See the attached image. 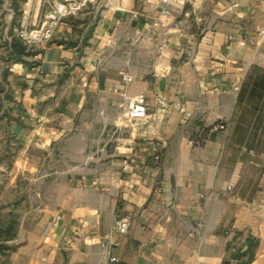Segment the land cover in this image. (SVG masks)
<instances>
[{
	"label": "crops",
	"instance_id": "obj_1",
	"mask_svg": "<svg viewBox=\"0 0 264 264\" xmlns=\"http://www.w3.org/2000/svg\"><path fill=\"white\" fill-rule=\"evenodd\" d=\"M207 1L206 17L193 0L153 29L147 0H111L26 47L24 0H0V154L34 158L36 181L62 174L65 203L83 207L68 230L96 241L100 264L236 262L232 237L243 252L264 236V5L222 0L218 14ZM34 6L28 26L42 20ZM138 95L151 112L164 102L160 122L121 120Z\"/></svg>",
	"mask_w": 264,
	"mask_h": 264
},
{
	"label": "rangeland",
	"instance_id": "obj_2",
	"mask_svg": "<svg viewBox=\"0 0 264 264\" xmlns=\"http://www.w3.org/2000/svg\"><path fill=\"white\" fill-rule=\"evenodd\" d=\"M218 1L220 5L216 12L220 14L225 9L223 1ZM208 4L207 0H201L197 17H206L208 9H212L207 7ZM188 18L184 23L186 27L193 24L191 17ZM33 159L28 157L25 164L20 165V158L14 151L0 154V264H98L99 252L91 248L96 241L90 242L87 235L77 231L72 234L68 230L71 222L68 224L64 219L74 208L81 216L83 207L65 203L71 194L59 180L62 174L52 175L51 178L57 177L56 185L55 179L52 184L43 177L36 181L38 176L33 173ZM59 160L54 167L58 171L64 170ZM72 167L75 169L74 165ZM75 225L80 229L81 223ZM241 240V236L231 240L234 249L231 253L236 262L218 261L216 264H264V236L245 239V243L251 242L250 252H237ZM85 244H88V251L83 250Z\"/></svg>",
	"mask_w": 264,
	"mask_h": 264
},
{
	"label": "built area",
	"instance_id": "obj_3",
	"mask_svg": "<svg viewBox=\"0 0 264 264\" xmlns=\"http://www.w3.org/2000/svg\"><path fill=\"white\" fill-rule=\"evenodd\" d=\"M193 0H147V3L156 12L152 18L151 27L159 29L166 27L168 22L173 20L174 14L180 13V8L190 4ZM257 1V0H252ZM32 0H24V9L21 16V27L17 30L18 39L26 46L31 47L49 43L55 30L65 19L75 17L83 13L87 8H98L102 3L110 7L111 0H34L35 12L42 15L39 23L27 25V9ZM264 5V0H260ZM179 8V9H178ZM135 16L136 13L131 11ZM264 34V30H263ZM242 45V44H241ZM124 84L131 82L127 73L120 74ZM154 110L149 111V105L143 95L135 96L128 100L127 105H121V120L130 127H136L147 121L160 122L166 111L164 102L160 98L154 100ZM130 227L128 217L118 218L114 221L113 230L118 234H124Z\"/></svg>",
	"mask_w": 264,
	"mask_h": 264
},
{
	"label": "trees",
	"instance_id": "obj_4",
	"mask_svg": "<svg viewBox=\"0 0 264 264\" xmlns=\"http://www.w3.org/2000/svg\"><path fill=\"white\" fill-rule=\"evenodd\" d=\"M246 245H247V249H246V251H247V252H250V250H251V242H250L249 240H247V241H246Z\"/></svg>",
	"mask_w": 264,
	"mask_h": 264
},
{
	"label": "bare ground",
	"instance_id": "obj_5",
	"mask_svg": "<svg viewBox=\"0 0 264 264\" xmlns=\"http://www.w3.org/2000/svg\"><path fill=\"white\" fill-rule=\"evenodd\" d=\"M110 7L113 8V5L111 4Z\"/></svg>",
	"mask_w": 264,
	"mask_h": 264
}]
</instances>
